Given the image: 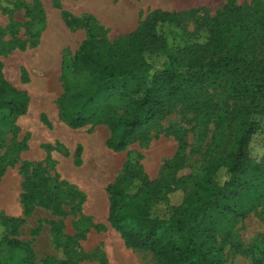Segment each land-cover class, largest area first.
<instances>
[{
    "label": "rangeland",
    "instance_id": "obj_1",
    "mask_svg": "<svg viewBox=\"0 0 264 264\" xmlns=\"http://www.w3.org/2000/svg\"><path fill=\"white\" fill-rule=\"evenodd\" d=\"M235 7L262 22L234 71L240 82L257 85L264 81V0H0V72L29 98L14 124L0 122V217L22 219L15 232L0 227V237L29 244L34 264L47 256L55 264H156L149 251L127 246L107 221V185L148 195L156 202L151 213L160 217L186 200H203V182L210 179L216 192L225 179L241 134L237 110L264 107V98L251 102L237 94L229 73L187 85L171 99L164 91V112L119 151L106 145L107 119L127 111L128 93L145 77L181 68L194 53L207 54L206 62L209 19ZM63 12L79 24L68 26ZM151 12L185 14L172 23L154 22L143 66L103 81L76 69L83 42L115 56ZM226 16L231 35L235 17ZM78 111L86 122L71 127L64 116ZM246 147L248 166L235 175L241 187L225 190L235 193L228 197L234 211L223 210L222 198L204 209L221 264H264V112ZM184 208L189 220L195 207ZM24 261L23 251L0 245V264Z\"/></svg>",
    "mask_w": 264,
    "mask_h": 264
},
{
    "label": "trees",
    "instance_id": "obj_2",
    "mask_svg": "<svg viewBox=\"0 0 264 264\" xmlns=\"http://www.w3.org/2000/svg\"><path fill=\"white\" fill-rule=\"evenodd\" d=\"M226 13L234 15L236 31L228 35L225 22L228 19ZM185 13H152L145 18L133 31L126 35V48L116 55L102 54L92 45L90 40L82 43L74 56L76 69H84L98 81L109 78L126 76L134 67H141L145 63L144 46L146 40L153 37L150 32L154 30V22L172 23L184 17ZM63 19L68 26L79 24L80 20L63 12ZM209 37L206 51L209 56L206 62L203 59L207 54L194 53L189 55L181 68H162L142 81L127 95V111L117 118H109L107 122L110 128L109 138L106 140L108 148L119 151L132 140L137 130L154 119L165 110L166 102L162 92L171 99L180 93L187 85L204 82L221 73H229L236 80V93L246 98L257 100L263 96L264 81L257 85L242 83L243 77H236L237 65L243 60L240 57L247 51V43L255 38L254 29L260 28L262 22L252 19V13H243L239 7L227 8L209 19ZM258 28V29H259ZM244 32V34H243ZM237 34V36H236ZM227 44L230 49L224 50ZM205 51V52H206ZM260 86V87H259ZM258 96V97H257ZM29 98L26 93L18 90L6 81L0 72V122L7 119L14 124L19 116L26 114ZM264 112V107L259 103L244 106L237 110L236 116L241 119V134L238 136L234 150L225 169V179L218 185V190L213 191V183L210 179L202 183L205 187L203 200H186L182 207H174L167 217H160L151 213L156 202L151 197L142 193H127L114 185L108 184L107 191L109 208L107 221L119 232L125 244L133 249L149 251L156 264H221V258L214 252L211 241L214 231L211 225L205 226V207L214 205L219 198L224 200L223 210L233 212L234 207L228 197L235 193H225L227 188L236 190V174L244 172L247 163V144L251 136L258 128V118ZM71 127H80L86 122L80 111L64 116ZM0 137V148L4 144ZM261 167L260 164H255ZM5 166L0 160V174ZM24 197L21 196L23 201ZM195 207L194 213L188 220L189 214L185 205ZM184 208V209H182ZM22 222L21 218L3 216L0 217V227L6 232H15ZM168 234H172L169 235ZM0 245L11 249H18L25 254V264H34V254L31 247L8 235L0 237ZM42 264H55L52 257H44Z\"/></svg>",
    "mask_w": 264,
    "mask_h": 264
}]
</instances>
